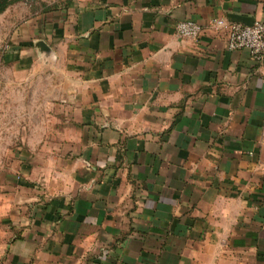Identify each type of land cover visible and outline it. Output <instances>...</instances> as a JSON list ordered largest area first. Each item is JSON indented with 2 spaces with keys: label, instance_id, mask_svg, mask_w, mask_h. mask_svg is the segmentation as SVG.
<instances>
[{
  "label": "crops",
  "instance_id": "obj_1",
  "mask_svg": "<svg viewBox=\"0 0 264 264\" xmlns=\"http://www.w3.org/2000/svg\"><path fill=\"white\" fill-rule=\"evenodd\" d=\"M215 18L264 0H71L15 32L69 124L52 170L0 163V264H264V58Z\"/></svg>",
  "mask_w": 264,
  "mask_h": 264
},
{
  "label": "rangeland",
  "instance_id": "obj_2",
  "mask_svg": "<svg viewBox=\"0 0 264 264\" xmlns=\"http://www.w3.org/2000/svg\"><path fill=\"white\" fill-rule=\"evenodd\" d=\"M70 2L71 0H0V163L9 164V168L13 164L31 166L34 162L49 165L52 170L62 156L56 153L54 146L61 139L59 132L64 131L69 123L55 118L52 102L55 65L46 64L49 66L46 76L37 73L29 75L26 68L36 67L39 63L37 58L22 61L25 49L22 39L15 38V32L31 18L53 17ZM40 77L47 81L44 91L46 104L42 116V108L38 104L41 93L39 95L36 85ZM29 82H35L34 89L27 85ZM44 146L46 150H40ZM14 176L21 183L22 175L14 172Z\"/></svg>",
  "mask_w": 264,
  "mask_h": 264
},
{
  "label": "built area",
  "instance_id": "obj_3",
  "mask_svg": "<svg viewBox=\"0 0 264 264\" xmlns=\"http://www.w3.org/2000/svg\"><path fill=\"white\" fill-rule=\"evenodd\" d=\"M208 28L214 32L225 30L227 47L231 50L248 49L252 59L264 58V21L252 24L229 22L223 18L210 21ZM203 27L193 20L179 21L175 32L179 38L196 40L200 37Z\"/></svg>",
  "mask_w": 264,
  "mask_h": 264
}]
</instances>
